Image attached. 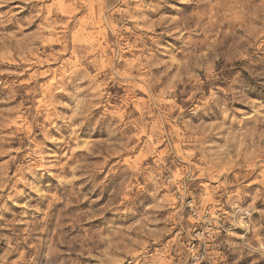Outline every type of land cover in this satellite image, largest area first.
Here are the masks:
<instances>
[{
  "label": "rangeland",
  "instance_id": "obj_1",
  "mask_svg": "<svg viewBox=\"0 0 264 264\" xmlns=\"http://www.w3.org/2000/svg\"><path fill=\"white\" fill-rule=\"evenodd\" d=\"M0 264H264V0H0Z\"/></svg>",
  "mask_w": 264,
  "mask_h": 264
}]
</instances>
